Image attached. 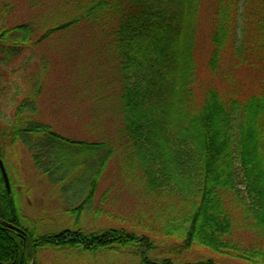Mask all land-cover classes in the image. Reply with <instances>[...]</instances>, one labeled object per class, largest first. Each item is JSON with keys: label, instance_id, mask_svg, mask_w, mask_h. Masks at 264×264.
Instances as JSON below:
<instances>
[{"label": "trees", "instance_id": "obj_1", "mask_svg": "<svg viewBox=\"0 0 264 264\" xmlns=\"http://www.w3.org/2000/svg\"><path fill=\"white\" fill-rule=\"evenodd\" d=\"M49 3L47 11L41 0L31 4L27 21L1 24L0 61L11 60L18 71L23 52L39 50L57 33L87 32L92 66L106 68L100 69L93 93L96 111L103 112L93 111L90 119L106 117L103 122L114 128L104 141L87 143L63 137L39 120L49 65L40 55L26 66L24 80L30 83L19 84L13 121L3 137L33 151L35 166L46 173L55 158L39 147L41 140L87 148L96 163L81 202L70 210L76 218L86 209L102 214L91 203L115 154L141 207L131 228H69L35 236L24 228L0 172V264H39L37 254L48 249L106 257L107 264H121L123 256L127 264H219L187 259L192 250L203 249L264 264V0ZM14 7L4 4L1 21ZM236 69L263 75L244 92L231 76ZM5 222L20 230L13 232Z\"/></svg>", "mask_w": 264, "mask_h": 264}, {"label": "rangeland", "instance_id": "obj_2", "mask_svg": "<svg viewBox=\"0 0 264 264\" xmlns=\"http://www.w3.org/2000/svg\"><path fill=\"white\" fill-rule=\"evenodd\" d=\"M36 1L0 0V10L7 2L15 5L12 11L6 14L4 21L0 19V27L1 24L7 27L16 22L27 21L30 5ZM49 2L50 0H41L42 6L47 8L44 11L51 8L52 5ZM85 33L87 32L79 30L57 33L53 39L43 43L39 50L23 52L19 60L24 63L19 66L21 69L18 71L13 70L16 66H11V60L0 61L1 160L7 171L9 193L19 205L23 226L33 231L35 236L57 234L69 228L72 230L81 228L85 232L109 227L131 228L130 224L135 220L137 208L141 207L138 190L121 176V166L118 163L120 156L115 154L107 162L100 176V182L91 203L92 207L99 209L102 214L95 216L92 210L86 209L80 218H76L70 210L81 202V194L88 184L89 174L96 163L94 160L90 162L87 157V148L82 145L41 140L39 147L53 152L52 156L55 158L53 170L46 173L35 166L36 161L32 159L33 151L25 148L22 142L19 145H12L10 139L3 137L4 130H8L9 124L13 121V112L17 106L16 99L20 94L19 84L25 86L30 83L24 80L29 73L28 70L26 73V66L32 61L31 64H35L36 57L40 55L48 59L49 65L45 69L42 94L38 103L40 104L39 120L47 122L52 126L53 132L63 137L87 143L104 141L107 133H112L114 124L104 123L103 119L106 117L96 121L90 119L91 114H94L93 111L103 112L96 111L93 93L96 91V77L99 76L100 69L104 71L106 68L97 69L92 66L91 61L94 56L92 41H86ZM229 68L230 65L225 66L226 70ZM231 73L232 78L238 80V84L243 86L241 88L244 92L250 90L251 81L258 83L263 75V73L237 69ZM105 109L103 108L104 111ZM109 138L112 141L115 139L114 136ZM47 161L43 160L44 170L48 169ZM40 162L42 165V161ZM107 190L104 201H100L102 194ZM235 217L239 218L236 214ZM6 223H3L5 227H7ZM13 227V229L7 228L19 229L17 226ZM238 229L235 234L240 235L242 231H237ZM243 234L246 239H251L245 231ZM204 257L219 264H246L229 257L218 256L205 249L192 250L187 255V259L190 260ZM36 259L39 264H107L111 262V259L106 257H78L76 254L67 256L58 250L51 249L40 251ZM127 259L128 257L123 256L120 260L121 264H127L129 262Z\"/></svg>", "mask_w": 264, "mask_h": 264}, {"label": "water", "instance_id": "obj_3", "mask_svg": "<svg viewBox=\"0 0 264 264\" xmlns=\"http://www.w3.org/2000/svg\"><path fill=\"white\" fill-rule=\"evenodd\" d=\"M0 172L2 174V178H3V183H5V186H6V190L7 192L9 193L10 191V188H9V182H8V176H7V171H5L4 169V164H3V160H1L0 158ZM6 226L7 227H10V228H14L13 226H11L10 224H7L6 223Z\"/></svg>", "mask_w": 264, "mask_h": 264}, {"label": "flooded vegetation", "instance_id": "obj_4", "mask_svg": "<svg viewBox=\"0 0 264 264\" xmlns=\"http://www.w3.org/2000/svg\"><path fill=\"white\" fill-rule=\"evenodd\" d=\"M12 231L14 232V231H17V230L14 229V230H12ZM16 233H17V232H16Z\"/></svg>", "mask_w": 264, "mask_h": 264}]
</instances>
